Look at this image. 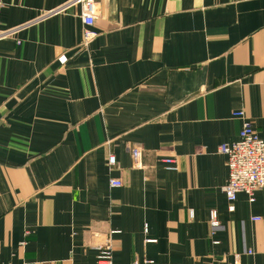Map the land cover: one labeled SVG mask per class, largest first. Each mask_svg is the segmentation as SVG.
I'll return each mask as SVG.
<instances>
[{"label":"crops","instance_id":"crops-1","mask_svg":"<svg viewBox=\"0 0 264 264\" xmlns=\"http://www.w3.org/2000/svg\"><path fill=\"white\" fill-rule=\"evenodd\" d=\"M69 1L0 5V264H97L93 233L113 264H264V190L229 212L219 153L235 112L264 140V0H95L87 48Z\"/></svg>","mask_w":264,"mask_h":264},{"label":"built area","instance_id":"built-area-1","mask_svg":"<svg viewBox=\"0 0 264 264\" xmlns=\"http://www.w3.org/2000/svg\"><path fill=\"white\" fill-rule=\"evenodd\" d=\"M5 0H0L3 5ZM72 6H78L80 9L79 18L85 26L83 31L82 47L87 48L96 37V33L91 30L98 15V7L95 0H70L65 4L64 9ZM234 118L241 120V129L238 139L230 144H222L219 147V153L226 157L228 170V179L226 185L222 188L229 207L228 211L233 212V202L239 193H244L249 197V202H253V194L255 191L264 190V140L260 139L254 132L251 123L245 118L242 111L235 112ZM136 165H139L141 152L139 148H134L131 152ZM165 168L168 171H174L173 159L164 160ZM109 167L116 165L114 156L108 158ZM110 188H120L121 180L110 179ZM192 216V212L189 213ZM209 227L211 234L219 227L218 215L215 210L209 212ZM146 232V228L144 229ZM113 234L114 232H110ZM110 234V235H111ZM93 238H99V244H95L97 264H113V248L109 236L97 233L92 234ZM150 242V241H147ZM216 244V243H215ZM264 246V238H263ZM151 261H143L142 264H151ZM133 264H139L138 261Z\"/></svg>","mask_w":264,"mask_h":264}]
</instances>
